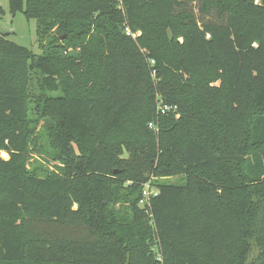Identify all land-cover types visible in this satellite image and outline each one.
I'll return each mask as SVG.
<instances>
[{"label": "trees", "instance_id": "trees-1", "mask_svg": "<svg viewBox=\"0 0 264 264\" xmlns=\"http://www.w3.org/2000/svg\"><path fill=\"white\" fill-rule=\"evenodd\" d=\"M10 12L42 54L0 31V264H264V0Z\"/></svg>", "mask_w": 264, "mask_h": 264}, {"label": "rangeland", "instance_id": "rangeland-1", "mask_svg": "<svg viewBox=\"0 0 264 264\" xmlns=\"http://www.w3.org/2000/svg\"><path fill=\"white\" fill-rule=\"evenodd\" d=\"M259 0H255V3H258ZM116 3V2H115ZM113 3L112 5H109V7H118L119 4ZM196 5V4H195ZM0 8H2L3 13L0 14V31L7 35L9 40L15 42L18 45L27 47L36 55H41L42 51L39 48L38 40H37V25L35 19H28L23 12H18L16 15H12L10 12V0H0ZM193 8V4L191 6ZM110 10V8H109ZM197 13V9L195 10ZM201 15L198 16L200 18ZM133 34L134 38H137L139 35H141L140 32H132L131 29H129ZM182 40V39H181ZM35 140V139H34ZM38 143L36 144V147L41 149V141L36 140ZM5 159H8V155L3 156ZM31 168L36 169L38 172L42 173H53L57 172V168L55 165L58 166L56 163L52 162H46L43 160L41 156L38 155V153H35V151L32 150L31 153ZM59 173V171H58ZM180 176H173L170 178H162V177H156V176H150L149 180L144 184L143 191L145 188H149L150 191L158 192L157 182L158 181H167L169 183H176L179 181ZM129 183L126 185L128 186ZM143 195V192H142ZM142 208V206H140ZM154 253L158 256L159 262H161L163 259L161 246L156 245L154 247Z\"/></svg>", "mask_w": 264, "mask_h": 264}, {"label": "built area", "instance_id": "built-area-1", "mask_svg": "<svg viewBox=\"0 0 264 264\" xmlns=\"http://www.w3.org/2000/svg\"><path fill=\"white\" fill-rule=\"evenodd\" d=\"M174 109L173 107H168V106H160L159 111H162L163 113L169 110ZM154 124H150V128H154ZM157 195V192L150 191L149 188H145L143 191L142 198L140 200V206L146 207L147 205L150 204V199L152 196Z\"/></svg>", "mask_w": 264, "mask_h": 264}, {"label": "water", "instance_id": "water-1", "mask_svg": "<svg viewBox=\"0 0 264 264\" xmlns=\"http://www.w3.org/2000/svg\"><path fill=\"white\" fill-rule=\"evenodd\" d=\"M117 173V172H116Z\"/></svg>", "mask_w": 264, "mask_h": 264}]
</instances>
